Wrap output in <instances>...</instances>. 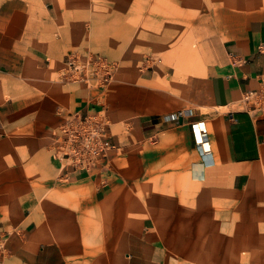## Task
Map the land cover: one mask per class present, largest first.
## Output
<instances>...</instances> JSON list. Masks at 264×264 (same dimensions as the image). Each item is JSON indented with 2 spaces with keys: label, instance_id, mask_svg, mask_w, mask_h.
Here are the masks:
<instances>
[{
  "label": "crops",
  "instance_id": "0c3cea01",
  "mask_svg": "<svg viewBox=\"0 0 264 264\" xmlns=\"http://www.w3.org/2000/svg\"><path fill=\"white\" fill-rule=\"evenodd\" d=\"M241 1L239 9L223 19L224 36L208 57L204 79L184 80L178 63L171 79L162 82L172 93L153 92L144 84L149 81L145 77L115 80L104 110L109 130L111 124L137 113L139 132L144 129L151 135L158 133L162 122L157 115L165 111L185 103L208 109L210 158L191 147L186 128L176 147L182 144L191 157L177 162L175 171L181 174L173 175L177 180L187 169L198 188L200 184L212 191L222 184L224 199L237 197L238 204L224 212L240 215L233 235L224 236L227 249L216 250L218 239L208 234V243L189 254L208 264H221L233 246L240 251L231 264H264V189L257 186L249 195L244 187L253 177L257 183L264 181V100L257 95L264 76V1ZM61 19L52 0H0V227L6 231L2 260L4 264L168 263L163 248L169 246L165 232L172 223L156 213L131 218L130 208L122 206L123 193L105 188L96 167L76 170L50 156V134L57 123L73 110L95 109L88 99L91 91L63 77V57L73 51L77 39L58 29ZM248 92L252 95L245 98ZM191 114L189 120L201 118L199 111ZM113 140L120 141L119 133ZM253 199L256 205L249 203ZM201 211L207 216L215 213L197 207L192 215L199 218ZM253 214L263 215L261 231L257 228L248 235L247 216ZM174 225L176 231L184 230V223ZM84 230L95 231L96 239L89 241L96 243H85ZM179 243L178 252L184 256V245Z\"/></svg>",
  "mask_w": 264,
  "mask_h": 264
},
{
  "label": "rangeland",
  "instance_id": "374dc122",
  "mask_svg": "<svg viewBox=\"0 0 264 264\" xmlns=\"http://www.w3.org/2000/svg\"><path fill=\"white\" fill-rule=\"evenodd\" d=\"M52 1L56 15L62 18L58 29L64 28L69 38L77 39L73 51L83 55L96 52L115 65L111 80L99 92L78 83L93 95L99 94L105 105L115 80L123 83L145 77L149 81H143L144 84L153 92L172 93L162 82L171 79L174 64L181 65L184 80L192 77L204 79L208 57L224 36L227 26L223 22L225 15L243 4L241 0ZM146 60L149 66L141 69ZM201 85L199 91L204 96ZM182 106L179 109L199 111L201 119L206 121L208 109L204 105L185 103ZM168 112L157 115L159 120ZM137 117L136 113L123 122L111 124L108 134L115 149L108 151L97 164V178L106 184L105 188L123 193L122 206L130 208L131 218L156 213L173 224L165 232L169 246L163 248V258L168 259L164 264H208L194 261L189 254L199 252L200 246L208 243V234H214L218 239L216 250L227 249L222 244L224 236L233 235L234 226L240 223V215L224 212L225 208L238 204L237 197L233 195L232 199H224L222 184L212 191L199 183L198 188L187 176V169L179 179L173 177L181 174L175 171L176 163L191 157L182 144L176 147V141L179 143L182 138V130L186 133V128H189V118L182 126L162 123L157 130L158 133L163 132L149 135L144 129L139 132ZM107 124L109 128L110 122ZM117 133L120 141L113 140ZM191 143L194 147L192 137ZM261 179L264 180L263 168ZM246 185L249 195L254 194L257 186L264 189V181L257 183L254 177L244 183L245 188ZM250 202L256 205L255 199ZM197 207L201 210L209 208L215 213L207 216L201 211L198 218L192 215ZM262 217L256 214L247 216V223L251 224L248 235H254L257 228L260 233ZM176 223H184V230L176 231ZM95 237L94 230L83 231L85 243H96L89 241ZM259 237L262 239L261 235ZM178 241L184 245V256L178 252L181 248L177 247ZM239 251L240 247H231L221 264H231L230 260L238 257Z\"/></svg>",
  "mask_w": 264,
  "mask_h": 264
},
{
  "label": "built area",
  "instance_id": "2783aa9c",
  "mask_svg": "<svg viewBox=\"0 0 264 264\" xmlns=\"http://www.w3.org/2000/svg\"><path fill=\"white\" fill-rule=\"evenodd\" d=\"M258 51L262 52L261 46L258 47ZM63 63L66 67L63 77L70 82L84 84L89 89L94 88L98 92L111 80L115 69L113 63L108 62L96 52L83 55L68 51L63 57ZM148 66V60H146L140 68L146 69ZM251 95L252 92H248L245 98ZM257 95L264 100V76ZM88 99L95 109L85 112L79 110L68 112L50 134L51 158L72 169L84 171H90L96 167L100 160L106 157L108 151L115 149L108 134L107 118L104 116V101L99 94L91 95ZM191 116V109H177L163 114L160 121L182 124L187 122L186 119ZM187 124L196 151L199 149L196 133L210 142L205 120L196 118L189 120ZM5 234L6 231L0 227V264H4L2 254L6 251L3 239Z\"/></svg>",
  "mask_w": 264,
  "mask_h": 264
},
{
  "label": "bare ground",
  "instance_id": "6f19581e",
  "mask_svg": "<svg viewBox=\"0 0 264 264\" xmlns=\"http://www.w3.org/2000/svg\"><path fill=\"white\" fill-rule=\"evenodd\" d=\"M196 139L198 142V146H199L198 151H199L200 155L204 158H210V156H211L210 142L202 139L201 135L198 133H196Z\"/></svg>",
  "mask_w": 264,
  "mask_h": 264
}]
</instances>
